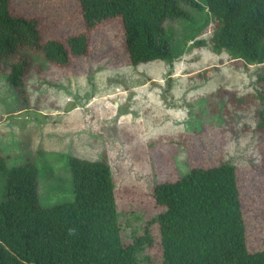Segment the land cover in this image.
Segmentation results:
<instances>
[{
    "label": "rangeland",
    "instance_id": "obj_1",
    "mask_svg": "<svg viewBox=\"0 0 264 264\" xmlns=\"http://www.w3.org/2000/svg\"><path fill=\"white\" fill-rule=\"evenodd\" d=\"M179 5L189 19L164 20L180 49L175 59L130 64L120 20L112 19L89 34L91 54L67 67L31 51L26 98L0 73V161L8 167L34 164L38 202L49 207L73 198L69 157L105 156L122 241L131 243L147 231L151 243L138 249L147 264L162 261L159 226L150 220L163 207L155 203L152 186L192 166L224 160L240 172L248 247L264 248V166L261 136L253 131L262 106L231 95L248 98L255 91L258 66L236 67L227 51H214V19L184 0ZM11 8L43 17L44 37L84 29L78 0H11ZM195 39L205 43L196 45ZM220 89L227 92L219 95ZM4 187L0 170V201Z\"/></svg>",
    "mask_w": 264,
    "mask_h": 264
},
{
    "label": "trees",
    "instance_id": "obj_2",
    "mask_svg": "<svg viewBox=\"0 0 264 264\" xmlns=\"http://www.w3.org/2000/svg\"><path fill=\"white\" fill-rule=\"evenodd\" d=\"M78 1L84 29L58 38L43 36V17L15 14L11 0H0V73L20 97L26 98L31 51L52 65L67 67L91 54L89 34L112 19L120 20L130 64L180 55L164 26L167 18L189 19L179 0ZM184 1L214 19V51H227L236 67L258 66L255 91L248 98L231 95L245 105L256 101L262 106L256 109L253 131L261 136L264 166V0ZM226 92L220 89L218 94ZM0 170L5 174L0 264H147L138 258L141 244L151 243L147 231L131 243L122 241L115 182L105 156L69 157L73 198L49 207L38 202L34 164L8 167L0 161ZM240 186L239 169L227 160L192 166L175 179L155 183L151 192L163 210L150 222L159 226L160 264H264V248L250 249L247 244Z\"/></svg>",
    "mask_w": 264,
    "mask_h": 264
}]
</instances>
